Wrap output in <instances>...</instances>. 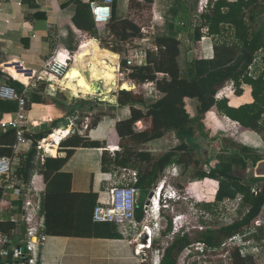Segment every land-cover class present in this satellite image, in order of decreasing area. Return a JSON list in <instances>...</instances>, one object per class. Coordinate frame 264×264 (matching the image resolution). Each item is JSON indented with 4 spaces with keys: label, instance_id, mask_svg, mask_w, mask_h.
<instances>
[{
    "label": "trees",
    "instance_id": "obj_1",
    "mask_svg": "<svg viewBox=\"0 0 264 264\" xmlns=\"http://www.w3.org/2000/svg\"><path fill=\"white\" fill-rule=\"evenodd\" d=\"M130 1L132 7L142 6L140 0ZM143 2L151 6L154 0ZM173 7H176V11L171 14L170 19L167 17L169 35L157 36L154 42L157 50L147 49L146 63L133 67L128 75L130 81L137 86L154 83L153 94L120 89L117 103L121 116L116 124L120 137V151L116 152L115 156L106 151L102 160L105 173L119 168L138 169L137 186L143 192L150 190L166 169L173 165L178 166L179 175L183 176L190 168H199L205 162L202 159L195 160L197 146L194 139L198 131L205 133V119L212 109L216 108L222 116L228 117L253 133H262L264 129V0H212L208 10L199 13L194 30L195 40L201 41L204 36L203 30L208 29L203 42L204 50L208 54L202 59L185 64L180 58L188 49V44L182 43L178 38L179 32L174 24L176 20L174 17L177 16L180 5ZM95 27V25L89 27L88 32L98 38L99 33ZM107 29L120 43L142 39L144 36L142 28L129 18L118 20L113 16ZM106 44L105 48L109 49L110 44ZM123 65L126 68L127 61H124ZM254 68L257 69L256 75L253 74ZM7 72L17 80L10 77L11 87L13 86L18 94H22L19 87L25 86L20 83L21 81L18 82L15 74L20 76L23 72L14 67ZM230 84L233 85L234 93L238 97L245 94L244 86L250 87L254 101L233 107L228 98L218 99L217 96ZM43 90L44 84L38 85L31 94V100L24 94L28 110L32 104L46 103L41 94ZM8 105L10 112H15L19 108L18 102L15 101H10ZM140 122L144 123L145 127L137 131L135 126ZM96 124L98 121L92 127H96ZM42 127L43 130L37 134L28 131L25 133V138L31 140L32 146L21 157L20 165L17 167L15 165L14 176L21 183L29 185L33 175L40 173L49 181L45 193L71 192L72 175L58 171L50 178L49 172L52 171L50 162L66 164L72 157L74 148L100 144L88 143L76 133L66 142H62V145L67 144V147L71 148L65 158H46L43 162L41 157L44 155V149L40 148L39 142L53 134V130L45 129L44 124ZM10 132L17 138L15 131ZM170 133L175 135L180 144L157 160L154 161L150 153L142 150L148 144L166 138ZM253 148L257 149L254 143H246L238 152L231 153V150L223 152L217 157L218 163L210 167L209 171L199 168L197 172L200 179L219 183L214 205L209 207L207 212L220 216L223 213L220 210L222 202L242 195L244 198L240 217L217 231L208 229L200 239H193L189 234L178 236L165 249L161 264H177L181 252L197 241H204L208 246L215 247L221 242V238L239 232L258 217L264 205V169L259 173L261 176L259 179L236 175L237 171L247 172L251 166L256 168L259 160L264 158L259 157ZM5 152L12 156L13 163L17 150ZM49 153L55 154L53 148H50ZM144 165L146 167H143ZM255 186L261 188L258 195L252 193ZM98 199L99 195L96 193L84 194L74 212L51 210L43 201L41 214L45 216L46 233L49 236L83 237L90 236L99 226L117 224L93 222ZM143 204L141 201L137 212L139 222L144 220ZM14 228L12 223L0 224V231L6 233H11ZM172 230L170 220L167 232L170 233ZM232 259V264H258L254 257H243L238 250L233 253Z\"/></svg>",
    "mask_w": 264,
    "mask_h": 264
},
{
    "label": "crops",
    "instance_id": "obj_2",
    "mask_svg": "<svg viewBox=\"0 0 264 264\" xmlns=\"http://www.w3.org/2000/svg\"><path fill=\"white\" fill-rule=\"evenodd\" d=\"M89 1L91 0H0V88L3 85L11 87L9 84L10 77L14 80L16 79L7 71L12 67L19 69L23 73L20 76H16L15 74V77L18 78V82L21 81L20 83L25 86L19 87L22 91L20 95L24 96L26 94L28 100H31V94L35 88H27L26 85L44 84V90L41 94L46 100V103L32 104L30 110H28V132L32 134L39 133L43 130V124L45 125V129H52L53 133L58 129H70L68 137H63L60 144L57 142L52 143V147L47 149L46 158H65L68 150L71 148L67 147V144L62 145V142H66L76 133L80 137L85 138V141L88 143L100 144L74 148V153L66 164L50 162L52 169L49 172L50 178L58 171L72 175L71 192L44 194V204H47V208L51 210L74 212L83 195L90 192L99 195L97 205L108 202V192L112 184H114V180H119L125 174L123 168L113 169L111 172L105 173L103 171L102 161L104 153L108 151L105 148L108 147V142L113 141L114 144L119 142L116 124L121 116L117 103L120 90L116 87L113 91L116 93L115 95H112L113 92L107 93L103 90L102 84L97 83L101 79L94 78L93 74L89 76V82L95 89V95L84 97L81 94L83 99H74L67 95L66 91L69 90L59 87L56 80H53V83H48L39 82L37 79L43 70L45 61L51 57L57 48L61 47L79 54V46L84 37L95 39L101 47L102 40H99L95 35L88 32V28L93 25L96 26L95 30L99 33L98 37L106 33L109 39L112 40L109 43V49H102L101 47V50H110L119 55L118 65L121 64L124 67L123 62L126 61V58L132 56L137 51L136 49L128 51L130 54L128 56L126 55L122 60L120 42L110 33L107 25H97L95 23ZM167 1L171 2V6H175L181 2V0H154V3L151 5L153 7L152 14L163 17L162 20L157 21L153 16L151 27L153 30L159 29L163 31L164 33L161 36L169 35L167 17L170 19L171 14H173L163 6L164 2ZM140 2L142 4L145 3L143 0H140ZM120 3H125V5H121ZM130 5V0H121L118 2L114 8V17L118 20L129 18L128 15L132 10ZM129 19L133 21L132 17ZM176 21L174 22L175 29L179 31ZM195 27L196 24L187 33L179 31L178 38L182 43L188 44V49L181 55V62L185 60L188 63L196 59H202L208 54L204 50L205 47L202 48L204 46L203 39L201 41L195 40ZM191 33L192 37H190ZM143 35L145 34L143 33ZM206 36L207 34L204 33L203 38ZM143 41H146V39ZM151 41V48L153 49L155 47V39ZM142 50L147 51V49ZM203 50L205 52L204 56H202ZM109 60L111 59L109 58ZM110 62L113 65L115 63L114 61ZM77 66L78 64H75V67ZM131 83L136 85L133 82ZM134 85H132L133 89ZM69 92L74 97H80V95L72 91ZM224 93L226 94V92ZM96 95L100 96L98 101L92 99ZM225 98L230 100V105L233 107H240L241 105L254 101L252 94L248 95L247 93L238 97L232 92L230 96ZM9 102L0 97V123L4 120H10L19 111L18 108L15 112H10ZM109 110H112L114 115L108 114L107 112ZM220 115L216 108L212 109L205 119V124L208 125L207 122L211 121L213 126L218 127V122L222 123ZM221 117L233 122L228 117L222 115ZM94 120L98 121V124H96V127L90 128V124ZM246 130L241 134L242 139L245 137L249 138V140H254V137L249 136L250 133L248 132L251 131ZM31 146L32 142L27 145H20L14 133L5 131L0 125V158H11L12 156L5 151L11 150L14 152L17 150L18 153L14 154L15 157L13 156L15 160V162L13 160L14 170L20 165L22 161L21 157L30 150ZM50 148H53L55 154L48 153ZM108 152L112 156H115L110 151ZM200 156L203 157L204 155L202 154ZM204 158L208 161L206 156ZM128 170L139 173L138 169L131 168ZM248 174V171L236 172V175L244 178H250ZM48 182L43 175V186L45 189L47 188ZM214 182L218 183L217 181ZM0 194H2L1 190ZM0 203L2 207H5L4 217L10 214H19L21 211V202L15 197H9L4 203L0 199ZM6 223L9 222L0 221V224ZM138 223V226L134 223L99 226L94 229L90 236L83 237L48 235L46 244L40 249L39 264H145L147 261L143 262V259L137 256L136 253L137 245L140 242L139 235L141 234V227L144 222L138 221ZM0 233L9 234V232L6 233L3 231H0ZM85 233H88V231H85Z\"/></svg>",
    "mask_w": 264,
    "mask_h": 264
},
{
    "label": "built area",
    "instance_id": "obj_3",
    "mask_svg": "<svg viewBox=\"0 0 264 264\" xmlns=\"http://www.w3.org/2000/svg\"><path fill=\"white\" fill-rule=\"evenodd\" d=\"M84 1V0H80ZM121 0H101L89 1L90 9L97 25H108L111 23L114 16L115 5ZM212 0H200L198 12L204 13L208 10ZM216 1V0H215ZM155 20H162L163 17L154 15ZM206 34L208 33V29ZM203 30V31H204ZM142 33L146 34L143 29ZM206 37L203 38V42ZM95 39L84 37L79 46L80 52L85 47L91 44ZM157 50V47L153 48ZM77 53L68 49L57 48L50 58H48L43 66L42 72L38 76L39 82L53 83L56 80L59 87L65 89L61 84L62 81H69L68 75L77 64ZM147 60V51H135L132 56L127 57L126 68L118 65V80L119 83L124 81V78L132 72V68L137 65L145 64ZM134 85V84H133ZM27 88L38 87L37 84L26 85ZM137 87L141 88L136 91ZM144 90V91H143ZM154 83H147L143 86L134 85L133 91L137 93L153 94ZM0 97L7 101H15L19 104V111L14 114L10 120H4L0 123L5 131H15L17 140L20 145H27L31 141L25 138V133L28 131V102L25 96L7 85L0 88ZM218 99L225 98V93L222 91ZM142 123V122H141ZM140 123L136 125L139 126ZM140 128V127H139ZM137 131L141 129L136 128ZM50 137V136H49ZM48 137V138H49ZM47 139L39 142L40 148L44 149V155L41 159L45 162L47 147L52 143ZM111 153L115 154L120 151L119 142L114 144L108 142L106 148ZM124 175L119 180H114L108 195V202L98 204L94 210L93 220L96 223H134L139 225L137 220L138 205L142 201L143 191L137 186L139 175L137 171H129L124 169ZM209 171V170H207ZM12 159L10 157L0 158V190L2 193L1 201L4 203L9 197H15L21 202V211L19 214H10L3 216L5 207L0 205V221L12 223L15 228L9 234L0 233V264H39L40 249L46 244L48 234L46 233L45 216L41 214V206L45 194L43 186V175L36 173L33 175L29 185H25L18 181L14 176ZM179 170L177 165L166 169L161 179L148 190V197L143 204L144 220L141 234L139 235L140 242L137 245V256L147 261V250H151L154 242L158 240L159 231L162 236L161 227L162 221H168L169 211L175 216L173 225V234L185 235L186 215L176 213L175 205L182 201V195L179 185ZM252 193L258 195L261 193V188L255 186L252 188ZM243 196L239 195L236 199H227L220 204V210L224 212H232L236 219H232L229 224H232L240 217V209L243 203ZM187 200V199H185ZM1 204V203H0ZM196 206V209H195ZM201 202L193 203L192 210L195 212L194 218L198 224L194 226V230L206 232L207 229L202 225V220L212 221V214L208 213L200 207ZM185 224H183V221ZM182 223L179 225V222ZM228 225V224H227ZM161 228V229H160ZM154 235V237H152ZM146 237V238H145ZM239 251L243 257L252 256L258 264H264V205L258 217L251 225L244 227L239 232L225 237L217 246L210 247L204 241H197L187 246L179 255L177 264H191V259L194 264L198 262H207L211 257L217 258L223 264H229L232 260L233 253ZM159 256V251L156 252ZM154 264H161V259L158 258Z\"/></svg>",
    "mask_w": 264,
    "mask_h": 264
},
{
    "label": "rangeland",
    "instance_id": "obj_4",
    "mask_svg": "<svg viewBox=\"0 0 264 264\" xmlns=\"http://www.w3.org/2000/svg\"><path fill=\"white\" fill-rule=\"evenodd\" d=\"M199 2H200V0H181V2H179V4H177V5H180V7H179V9H177V16L174 18L177 20L176 25H177V28L180 32L183 31V32L187 33V32H189L190 28H193V25L196 24V20L198 19V15H199V12H198ZM120 4L125 5V3H120ZM171 5H172L171 2L167 1V2H164L163 6L165 7V9L167 11H171L174 14V11H176V8L171 6ZM130 7L132 8V10H131V13L128 15V17L129 18L132 17L133 21L135 23H137L141 28L146 29L147 33L143 36L142 39L131 41V42H129V44L126 43V44L122 45V43H120L121 48L120 47L119 48L121 49V52H122V54H121L122 60L124 59V57H126V55L128 56V54H130V52H128L130 50L136 49L138 51H141L142 49H150L152 47V45H151L152 41H149L147 39L150 38V39L154 40L157 36H160L164 33L163 31H161L159 29H156V30L151 29L152 19L154 16L152 14L153 7H151L150 5H148L146 3H143L141 7H139L138 5L135 7H132L130 5ZM191 32H192V30H191ZM203 32L206 34V30H204ZM190 37H192V33L190 34ZM98 39L102 40L101 41L102 49L105 48V46L107 45L106 43L112 42V40L109 39V37L106 35V33L103 34L102 36L98 37ZM144 39H146V41H143ZM213 43H214V39L212 41V44ZM202 48H204V46H202ZM104 50L106 52L107 51L111 52L110 50H106V49H104ZM111 53H113V52H111ZM204 54H205V52L203 50L202 56H204ZM185 62L186 61L183 60V64H185ZM90 66H92V69H94L96 71V73L101 68L100 67L99 70H97L95 68V64H92ZM81 69H82L81 71H83V68H81ZM256 71H257V69L254 68V72H253L254 75L257 74ZM96 73H94L93 77L96 79H101L97 83H101L103 85V84H105V81L108 82L109 76L98 75ZM131 82L132 81H130L129 77L126 76V78H124V81H121L120 84H118V87H117L118 90L124 89L125 83H126L125 85H128V87L130 89V87H132V85H133ZM138 86H140V85H138ZM48 87H49V85H48ZM244 90H245V93H247L248 95L251 94V88L250 87L244 86ZM129 91H131V90H129ZM136 91L141 92L142 90L140 87H137ZM136 91H134V92H136ZM223 91L226 92L225 97L230 96L232 94V92L234 93L233 85H231V84L228 85L227 88H225ZM66 93L71 98L83 99L81 95H80V97H74V96H72L71 92L66 91ZM115 94L116 93L113 92L112 95H115ZM73 95H75V94H73ZM92 95H95V94H92ZM87 97H89V96L87 95ZM99 97H100L99 95L98 96L96 95V96H93L92 99L95 101H98ZM189 110H191L190 106H189ZM107 113L110 115H114L112 113V110H109ZM100 114H103V113H100ZM220 118H221L222 123L218 122V127L213 126V123L211 121L207 122V120H206L208 125L205 124V133L198 131V133L194 139V142L196 143V146H197V149L195 151L196 152L195 153V156H196L195 160L202 159L203 161H205L207 163V165H205V162H203L199 168L209 170L210 167H212V166H214V164L218 163L217 157L221 153L226 152L228 150L229 151L231 150L230 151L231 153H234L236 151L238 152V151H240L242 146L246 145V143H254V145L257 146V149L253 148V149H255V152L258 153L259 157H264V129H263L262 133H258V134L253 133V132H248V133H250L249 136L254 137V140L251 138H250L251 140H249V138H245V137H243V139H242L241 134L243 132L247 131L246 129H243L240 125H237L236 123H233V122L227 120L226 118L221 117V115H220ZM95 122H96L95 120L92 121L90 124V127L95 126ZM147 126H148V124H147ZM135 127L138 129H141V128L143 129L145 127V124L140 123L139 126L136 125ZM118 140L120 141V137L118 138ZM246 141H249V142H246ZM179 144H180V142L175 137V135L170 133L166 138L159 140V141L152 142V143L148 144L146 147L142 148V150L150 153L151 156L153 157L154 161H155L158 158H160L162 155H164L165 153L171 151L173 148H175ZM107 146H108V144H107ZM207 151H208V153H207ZM202 154L204 155L203 157L200 156ZM205 156L208 158V161H207V159L204 158ZM226 156H229V155L226 154ZM143 167H146V166L144 165ZM199 168L192 167L189 170H187L183 176H181L179 178L178 181H179V185H180L182 201H180L179 204L175 205L176 213H182V214L186 215V221L184 220L186 225H185V229L183 231H185L186 234H189L193 239H200L205 232L204 231L199 232L198 230L193 229L194 226H197L198 221L196 218H194L195 212H194V210H192L191 205L193 203H197V201H200L201 202L200 207L203 210L205 209L207 211L209 207L211 208L214 205L216 190L219 186V183H216L212 180L200 179L197 176V172H198ZM263 169H264V158L259 160V164L256 168H253L252 166L250 167V169L248 170V173H249L248 175L250 178L255 177V178L259 179V178H261V176H259V173L262 172ZM261 175H262V173H261ZM142 194H143L142 195V203H144L148 197V191H145ZM185 199H187V200H185ZM195 209H196V206H195ZM174 217L175 216L172 214V211H169L168 221L164 220V221H162V224H161V227L165 228V230H162V236H159L160 235L159 231H156V233L158 234V236H157L158 240L156 241V244H153L151 250L146 251L147 264H154L158 258H160L162 261L164 251L170 245V243L175 238H177L178 236H183L182 233L173 234L174 230H172L170 233L167 232V227L169 225L170 220L172 221V225H174V219H173ZM212 218H213L212 221H205L204 219L202 220V225L204 227H206L205 229H207V230L212 229V230L217 231L221 227L229 224L232 219H236L235 215L230 211L221 213L220 216L219 215H217V216L212 215ZM182 221L179 222V225L182 223ZM141 231H142V227H141ZM223 239L224 238H221V241ZM157 251H159V256H157V254H156ZM232 261H233V259L229 262V264H232ZM190 262H191V264H194V261L192 259ZM195 264H198V262H196ZM201 264H220V261L217 260V258L214 259V257H211L207 262L204 261Z\"/></svg>",
    "mask_w": 264,
    "mask_h": 264
},
{
    "label": "bare ground",
    "instance_id": "obj_5",
    "mask_svg": "<svg viewBox=\"0 0 264 264\" xmlns=\"http://www.w3.org/2000/svg\"><path fill=\"white\" fill-rule=\"evenodd\" d=\"M94 43L98 45L96 41H93L92 44L87 45L85 49L77 55L76 60L78 66L73 68L72 71L69 73V81L61 82L65 89L72 91L78 95L83 94L84 97L95 93L93 85H91V83L89 82V76L93 75L96 72L94 69H92V66H90L92 64H95V68L97 70H99V68L101 67L96 74L109 76L108 82L105 81V84L102 85L103 90H105L107 93H112L114 89L118 87L119 84V78L117 76V65L120 59L119 55L106 52L105 50L102 51L101 47H99V45H95ZM109 58L111 60H109ZM110 61H114L116 64L114 63L113 65ZM81 68H83V71H81ZM125 84L124 89H133V86L129 89L128 85ZM236 124L239 125L238 123ZM69 133V128L58 129L55 133H53V135L48 138V142L56 143L58 141H61L63 137H68ZM49 147H52V144L47 148ZM152 237H154V235Z\"/></svg>",
    "mask_w": 264,
    "mask_h": 264
},
{
    "label": "water",
    "instance_id": "obj_6",
    "mask_svg": "<svg viewBox=\"0 0 264 264\" xmlns=\"http://www.w3.org/2000/svg\"><path fill=\"white\" fill-rule=\"evenodd\" d=\"M147 40H149V41H151L152 39H147ZM140 207V205H138V208ZM146 238V237H145Z\"/></svg>",
    "mask_w": 264,
    "mask_h": 264
},
{
    "label": "clouds",
    "instance_id": "obj_7",
    "mask_svg": "<svg viewBox=\"0 0 264 264\" xmlns=\"http://www.w3.org/2000/svg\"><path fill=\"white\" fill-rule=\"evenodd\" d=\"M183 224H185L184 221H183Z\"/></svg>",
    "mask_w": 264,
    "mask_h": 264
}]
</instances>
